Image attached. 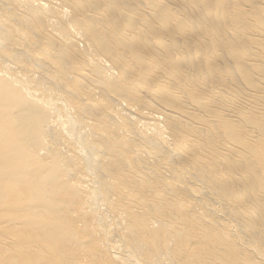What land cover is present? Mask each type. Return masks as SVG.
I'll use <instances>...</instances> for the list:
<instances>
[{
  "label": "bare ground",
  "instance_id": "obj_1",
  "mask_svg": "<svg viewBox=\"0 0 264 264\" xmlns=\"http://www.w3.org/2000/svg\"><path fill=\"white\" fill-rule=\"evenodd\" d=\"M0 264H264V0H0Z\"/></svg>",
  "mask_w": 264,
  "mask_h": 264
}]
</instances>
